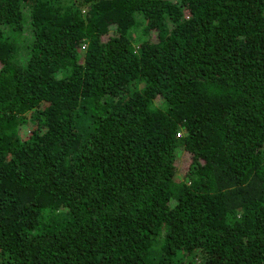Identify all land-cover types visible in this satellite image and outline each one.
Returning a JSON list of instances; mask_svg holds the SVG:
<instances>
[{"label": "trees", "instance_id": "1", "mask_svg": "<svg viewBox=\"0 0 264 264\" xmlns=\"http://www.w3.org/2000/svg\"><path fill=\"white\" fill-rule=\"evenodd\" d=\"M0 264H264V0H0Z\"/></svg>", "mask_w": 264, "mask_h": 264}, {"label": "rangeland", "instance_id": "2", "mask_svg": "<svg viewBox=\"0 0 264 264\" xmlns=\"http://www.w3.org/2000/svg\"><path fill=\"white\" fill-rule=\"evenodd\" d=\"M179 152H180V150H179Z\"/></svg>", "mask_w": 264, "mask_h": 264}]
</instances>
